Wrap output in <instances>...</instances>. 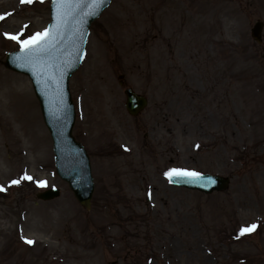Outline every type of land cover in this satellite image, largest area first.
I'll return each instance as SVG.
<instances>
[{
  "label": "rangeland",
  "instance_id": "rangeland-1",
  "mask_svg": "<svg viewBox=\"0 0 264 264\" xmlns=\"http://www.w3.org/2000/svg\"><path fill=\"white\" fill-rule=\"evenodd\" d=\"M49 3L0 0V264H264V0H112L92 24L69 81L89 211L55 175L30 81L3 66L45 31ZM119 76L148 99L136 118ZM170 169L230 185L189 192ZM52 187L59 199L36 201Z\"/></svg>",
  "mask_w": 264,
  "mask_h": 264
},
{
  "label": "water",
  "instance_id": "water-1",
  "mask_svg": "<svg viewBox=\"0 0 264 264\" xmlns=\"http://www.w3.org/2000/svg\"><path fill=\"white\" fill-rule=\"evenodd\" d=\"M111 0H52L50 5L49 37L42 42L43 53L32 57L25 51L8 54L5 67L28 76L32 82L45 126L53 143L55 166L58 176L68 183L77 201L89 207L93 192L88 158L71 136L74 110L67 83L79 67L88 29ZM64 6L61 7L60 4ZM261 24H255L252 36L260 41ZM126 108L136 115L146 106V101L126 90ZM209 177V175H204ZM214 183L194 180L189 176H173L170 183L205 194L222 191L228 185L227 179L210 176ZM58 196L56 190L38 195L39 199L51 200Z\"/></svg>",
  "mask_w": 264,
  "mask_h": 264
},
{
  "label": "snow or ice",
  "instance_id": "snow-or-ice-1",
  "mask_svg": "<svg viewBox=\"0 0 264 264\" xmlns=\"http://www.w3.org/2000/svg\"><path fill=\"white\" fill-rule=\"evenodd\" d=\"M22 3L24 2H28L31 3L32 0H21ZM95 3H102V0H95ZM61 7L64 6L63 3L60 4ZM3 17L0 16V19H2ZM6 36H8L9 39H13L16 40L17 36L15 35H10V34H5ZM49 37V30L45 29L44 32L42 33H37L35 36L30 37L29 40L27 41H20L21 43V50L25 51L27 50V53L32 56V57H36L38 55H40L41 53H43L44 49L41 47L42 42H46L47 38ZM165 176H167L169 178V181H171L173 176H189L192 177L194 180H206V182L208 184L214 183V180L212 177H205L203 174L201 173H193V172H186L185 170L182 169H170L168 172L165 173ZM25 179L28 180H32L33 178L30 176H26ZM12 183H19V181H13ZM37 183L40 186L44 185V181H37ZM257 227V225L252 224L248 227H242L240 229L241 234L245 233V232H251L253 231L255 228ZM27 243L31 244L33 243V241L31 240H27Z\"/></svg>",
  "mask_w": 264,
  "mask_h": 264
}]
</instances>
